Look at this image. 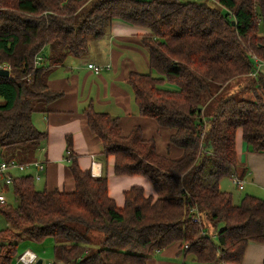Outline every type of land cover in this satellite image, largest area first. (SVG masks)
<instances>
[{
  "label": "trees",
  "instance_id": "trees-1",
  "mask_svg": "<svg viewBox=\"0 0 264 264\" xmlns=\"http://www.w3.org/2000/svg\"><path fill=\"white\" fill-rule=\"evenodd\" d=\"M211 2L0 0V67L9 71L0 77V161L36 162L47 134L32 115L63 95L48 87L52 69L85 57L115 20L149 32L141 43L150 72H132L126 83L138 116L172 131L169 144L182 152L161 156L139 127L123 136L117 118L87 106L82 114L101 143V175L79 167L66 136L72 192L36 190L33 176L16 178L15 205H0L8 224L0 230V264H16L19 246L47 239L54 262L46 264H147L173 244L194 264H242L249 243L264 245V199L245 195L234 205L219 189L238 175V131L247 152L264 155V93L251 100L222 95L244 78L240 89L264 90L255 63H264V0ZM110 157L115 176L144 178L155 197L133 186L117 207L108 193ZM94 231L103 240L91 249Z\"/></svg>",
  "mask_w": 264,
  "mask_h": 264
},
{
  "label": "crops",
  "instance_id": "crops-1",
  "mask_svg": "<svg viewBox=\"0 0 264 264\" xmlns=\"http://www.w3.org/2000/svg\"><path fill=\"white\" fill-rule=\"evenodd\" d=\"M149 32L143 28L131 26L121 21H112L108 34L89 44V52L82 58H67L63 66L52 69L48 87L53 92L63 95L45 108L46 112L32 115L34 127L47 134L36 162L43 164L44 171L30 170L25 175L39 176L41 189L72 192L74 183L65 161V137L73 141V151L78 156L77 162L82 170H87L93 177L102 173L100 160L101 143L90 133L82 111L91 105L95 111L109 114L118 119V126L123 136H128L132 128L139 127L144 140H154L157 152L161 156L178 158L181 150L169 144L172 131L160 128L154 121L138 116L127 86L130 73L150 72L147 51L142 46V36ZM41 66L45 61L41 60ZM91 64L100 69L98 74L87 66ZM235 148L239 162L237 177L244 183L243 190L250 183L249 194L259 196L264 193V155L246 151L238 131ZM1 160V159H0ZM113 158L106 161L108 193L116 206L123 207V193L133 186L142 187L146 196L155 197L151 184L140 176L117 177L113 173ZM19 174L17 176H20ZM21 177V176H20ZM230 180V179H229ZM221 182V181H220ZM241 191V192H242ZM0 193L4 194L6 204L8 187L0 183ZM13 200V199H12ZM8 226L0 214V230ZM31 243L22 244L27 249ZM180 246L173 244L155 255L147 264H186ZM43 264V263H42ZM242 264H264V245L249 243Z\"/></svg>",
  "mask_w": 264,
  "mask_h": 264
},
{
  "label": "rangeland",
  "instance_id": "rangeland-1",
  "mask_svg": "<svg viewBox=\"0 0 264 264\" xmlns=\"http://www.w3.org/2000/svg\"><path fill=\"white\" fill-rule=\"evenodd\" d=\"M188 1L197 2V3H208L209 5H213V2H211L209 0H188ZM221 11H222V13H225L224 10L221 9ZM263 65H264V63H263ZM259 70L262 71V73H264V66L259 68ZM147 73L148 72L143 73V74H147ZM153 74H155V73L153 72ZM250 77H252V76H250ZM247 81H249L248 78H244V79H241L239 81L235 80V82H233L232 85H230L229 87H225L222 90V92H223L222 95L223 96H233L235 99H248V100L253 99L255 96H262L263 95L264 90L260 91V90H257V89H243V88L240 89L239 86L241 84L244 85ZM164 87L169 88V89H174L175 88L174 85H171V84H168V83H165ZM211 103L207 107H212L213 103L212 104ZM30 168H31V170H33V166H31ZM30 168H27L25 171L20 172V173L17 172V171H11V172L16 178H18V177H20L22 175L27 174L30 171V170H28ZM34 170H35V168H34ZM19 174H22V175L17 176ZM33 177H34L35 189L36 190H41V183L36 182V181H39V179L36 180L35 176H33ZM249 187H250V183L247 184L245 190L241 192V191L238 190L237 186H235V185H233L231 183L229 178H225L219 183V189L221 191L231 194L234 205H238L239 201L245 195H250L249 192H248ZM8 188H9V191L12 193L11 188L10 187H8ZM258 195H259V196H257L258 198L264 199V193L263 194L259 193ZM8 200H9L8 202H10L13 206L15 205V200H14L12 195L11 196L8 195ZM206 230L208 231L209 229L206 228ZM90 237H91L92 245H93L91 247V249H96L101 244V242L103 240V236H102V234L100 232L94 231V232L90 233ZM211 239H212V241L214 243H216L215 234H213ZM22 248H23L22 245L19 246L18 255L23 253ZM25 250H30L33 253H35L37 255V257H38V260H42L43 264L54 262L53 243H52V240H50V239H47L42 244H37V245L33 244L32 246L28 245L27 249H25ZM185 263L186 264H194L193 261H192V258L189 257V256L186 258V262Z\"/></svg>",
  "mask_w": 264,
  "mask_h": 264
},
{
  "label": "built area",
  "instance_id": "built-area-1",
  "mask_svg": "<svg viewBox=\"0 0 264 264\" xmlns=\"http://www.w3.org/2000/svg\"><path fill=\"white\" fill-rule=\"evenodd\" d=\"M176 1H188V0H176ZM209 1H213V0H209ZM255 63L257 66V71L259 70V68L264 66L263 63H259L256 59H255ZM87 67L93 70L95 74H98L100 71L98 67L93 66L91 64H89ZM0 69H5V68L0 67ZM255 75H256V71L250 74V76L252 77H255ZM31 166H33V168L37 169L39 172L44 171L43 164L38 162H34L28 165H21L15 162L14 160L0 161V183L2 184L3 187H11L14 180L16 179V177L12 174L11 171H17L20 173L25 171L27 168H30ZM35 179L38 180L39 176L37 177L35 176ZM230 181L233 185L237 186L239 191L243 190L244 183L240 181L237 177L232 176L230 178ZM5 204H6L5 196L4 194L0 193V205H5ZM186 248L187 247H184V249ZM37 261H38L37 255L30 250H26L19 256L16 264H36Z\"/></svg>",
  "mask_w": 264,
  "mask_h": 264
},
{
  "label": "water",
  "instance_id": "water-1",
  "mask_svg": "<svg viewBox=\"0 0 264 264\" xmlns=\"http://www.w3.org/2000/svg\"><path fill=\"white\" fill-rule=\"evenodd\" d=\"M9 76V71L6 69H0V77L7 78ZM36 264H42V260H38Z\"/></svg>",
  "mask_w": 264,
  "mask_h": 264
}]
</instances>
